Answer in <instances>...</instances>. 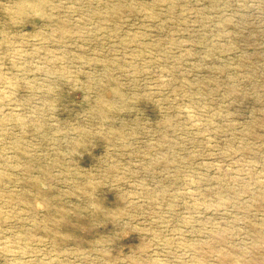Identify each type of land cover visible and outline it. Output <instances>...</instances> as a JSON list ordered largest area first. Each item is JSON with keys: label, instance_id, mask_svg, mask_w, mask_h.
<instances>
[{"label": "rangeland", "instance_id": "1", "mask_svg": "<svg viewBox=\"0 0 264 264\" xmlns=\"http://www.w3.org/2000/svg\"><path fill=\"white\" fill-rule=\"evenodd\" d=\"M259 232L264 0H0V264H254Z\"/></svg>", "mask_w": 264, "mask_h": 264}, {"label": "bare ground", "instance_id": "2", "mask_svg": "<svg viewBox=\"0 0 264 264\" xmlns=\"http://www.w3.org/2000/svg\"><path fill=\"white\" fill-rule=\"evenodd\" d=\"M113 13L112 15L113 16H116L119 14V12H121V8H113ZM224 199L223 198H218L217 199V203H220V202H223ZM255 244L258 243L257 239L258 240H261V243L264 244V236L262 235L261 232L259 233H255ZM212 236L211 235H208V239H211ZM247 253L246 250H243V249H236V248H233L232 246L229 245V247L226 248V250L224 251L223 254H221L220 256L223 257L225 256L227 258V260H231V259H234V261L236 262H240L241 264H249L248 261H246L245 259V254ZM219 261H221L220 257H219ZM250 262L254 263V264H264V253H261L259 257H254ZM220 264V262H219Z\"/></svg>", "mask_w": 264, "mask_h": 264}]
</instances>
